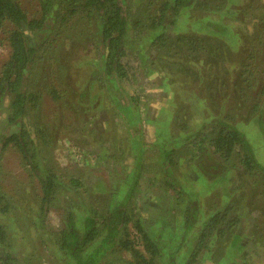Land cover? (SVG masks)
Returning a JSON list of instances; mask_svg holds the SVG:
<instances>
[{
    "label": "trees",
    "instance_id": "1",
    "mask_svg": "<svg viewBox=\"0 0 264 264\" xmlns=\"http://www.w3.org/2000/svg\"><path fill=\"white\" fill-rule=\"evenodd\" d=\"M216 2L217 0H162L158 3L155 0H148L147 9L142 16L130 17L123 0H36L33 12L24 8L21 0H0V45L7 50L6 57L0 65V264H32L30 258L35 252L29 250L22 254L17 250L21 248L22 238L25 237L19 235V218L24 219V223L28 225L25 230L26 236L31 240L38 237L40 242L41 251L36 254L33 264H44L41 259L42 252L49 255L50 264H108L110 259L107 257L113 253L120 255L118 259L121 262L125 260L123 253H127L129 258L125 260L126 264L216 263V260L210 257L205 256L199 260L197 257L201 252H209L215 241L235 234L241 209H238L237 213V208L232 206L214 208L200 222L198 232L193 235L192 249L184 259L178 258L183 246L180 243H175L174 250L164 255L161 237L159 239L160 235L152 230L153 222L160 214L157 213L156 218L154 211L144 221L136 216L132 204L138 172L141 170L139 163L127 165L126 171L130 168L129 177L132 179L125 181L123 189L115 180L103 192L101 191L102 194L99 191L93 194L91 203L84 205V202L79 201L78 206H72L65 198L63 204L54 209L58 195L62 198L63 196L80 198L86 188L80 177L67 175L65 170L55 163L52 151L47 147L53 138L50 137V130L54 129L53 127L57 128V123L62 120L59 128L68 132L71 123H66V120L69 121L73 116H77L75 120H79L86 112L88 89L96 85V74L99 71L103 70L100 74L105 75V79L110 78L118 83L119 79L125 77L126 65L122 61V55L125 54L128 30L131 26L146 30L145 37L150 38L151 45L157 50H162L164 56L171 58L179 54V51L186 54L189 60H184L190 63L193 60L195 63V67L184 66L186 71H195V74L192 73L193 78L197 81L203 80L205 77L195 60L199 61L200 56L203 60L206 59L210 49L206 46L208 41L184 33L171 39L166 32L165 18L169 16V9H172L170 13L174 12L175 16L177 12L194 5L210 12L211 9L218 10ZM259 7L261 8L259 14L255 12L249 14L254 28L242 48L244 56L239 64L238 79L235 82L239 89L235 90L234 86L236 88L237 85L232 84L234 92L232 107L237 105L244 108L245 111L239 116L242 123L251 119L249 122L253 121L257 130L263 133L264 15L260 14H263L264 3ZM227 10L240 20L247 16L245 8L242 11H236L234 7L233 10ZM74 20L90 23L91 32L95 34H91V38L99 40L98 44L103 45L100 67L93 64L95 68L89 70L88 75L87 73L84 75L85 80L82 63L79 65H72L71 61L65 63L63 48L66 44L59 43L63 29ZM207 20L210 19L206 18ZM213 27L218 32L217 24ZM210 61H206L207 64L215 62L214 58ZM151 66L153 67V63ZM155 67L159 71L162 70L158 66ZM229 69L231 71L230 63ZM224 76L221 69L214 74L213 79L217 81ZM215 83L211 82L207 91L204 89L207 102L211 105L217 102L221 104L215 113L212 114L213 111L207 104L206 118L199 123H194L191 119L180 121L178 118L179 122L175 125L178 133L172 135L171 139L167 137L166 140H160L163 136L162 124L165 122L164 110L158 114L157 118L160 121L158 129L161 133L157 135V139L154 137V141L159 140L161 143L162 153L158 162L162 183L165 188L175 191L176 196L184 193L183 185L176 181L171 166L175 164L172 155L177 150L176 146L187 144L192 155L190 160L202 161L205 158L212 162L207 169H203L202 164L198 166L195 162L204 178L212 179L215 176L209 174V169L222 170L228 163L235 165L236 160L242 171L260 176L264 194V162L260 160L255 147L247 139L245 127L234 124L235 119L231 115L229 118L233 123L229 122L227 115L222 117L225 111L222 105L228 98L225 93L228 83L221 82L220 85ZM119 89L120 97L126 102L125 106L138 112L139 99L129 96L121 85ZM182 92L186 101L192 102V98H187L186 91ZM92 100L93 98L90 99ZM199 107V103L190 106L191 115L198 114ZM119 110L124 111L126 108L119 107ZM136 111L134 113L138 116ZM119 115L122 116L121 113ZM73 138L70 137L69 140H74ZM139 151L142 156V150H138L137 155ZM7 152L15 157L14 162L20 168L17 174L21 178L25 176L35 182L29 192L30 198L24 193V187L19 179H16L17 174H11V169L4 166L3 159L8 155ZM96 158L98 160V157ZM23 200H27L24 205ZM196 201L189 199L185 205L184 222L181 224L184 233L197 222L200 213ZM58 204H61V201ZM234 209L235 214L232 213ZM51 210L56 212L58 219L56 227H51L46 222ZM259 213L261 220L253 223L247 236L238 238L235 245L233 244V249L245 247L248 241L259 240L260 234H264L262 220L264 210ZM17 237L21 238L19 242ZM184 239V235L179 238L180 241ZM171 241L174 244L172 239ZM232 261L234 264H254L252 258L245 257L243 253L235 255Z\"/></svg>",
    "mask_w": 264,
    "mask_h": 264
},
{
    "label": "rangeland",
    "instance_id": "2",
    "mask_svg": "<svg viewBox=\"0 0 264 264\" xmlns=\"http://www.w3.org/2000/svg\"><path fill=\"white\" fill-rule=\"evenodd\" d=\"M21 1L24 8L30 9L31 12L35 11L36 0ZM123 1L130 17L142 16L148 6V0ZM155 1L159 3L162 0ZM263 1L217 0L218 10L211 9L210 12L194 5L177 12L175 16H173L174 12L170 13L172 9H169V16H166L165 21L166 32L171 39L176 38L180 33H184L185 35H196L202 40L208 41L206 46L210 49L206 54V59L203 60L200 56L199 61L195 60V62H198L196 63L198 69H201L205 77L200 81L193 78L192 73L195 74V71H186L184 66H190L191 68V65H193L195 67V63L193 60L191 63L185 61L184 59L189 60V57L184 53L182 54L179 48H177L179 54L168 58L163 55L162 50H157L151 45L150 38L145 37L147 35L146 30L135 29L131 26L128 30L125 54L122 55V61L126 65V74L125 77L119 79V83L123 90L129 93V96L132 95L139 99L138 112L134 109L138 116L131 108L125 106L126 102L120 97L119 83L110 78L105 79V75L100 74L103 70L99 71L96 74V85L90 90L88 89L86 112L79 117V120H75L77 116L71 117L69 121L66 120V123H71L68 132L60 130L62 120L57 123V128L53 127L54 129L50 130V137L53 138L50 139L51 142L47 144V147L52 151L53 160L65 170L67 175L73 174L80 177L86 188V191L81 193L80 198L71 195V197L63 196L62 198L58 195L55 200L56 207L53 208L56 209L57 206H61L65 198L69 200L72 206H78L77 202L79 201L84 202V205L88 202L91 203L93 194L98 191L103 192L115 180L118 183L117 185L123 189L125 181L127 179L131 181L132 179V177H129L130 168L129 171H126L127 165H133L135 164L133 162H136L140 164L141 170L138 172L139 176L132 204L135 207L136 216L144 221L154 211H156V218L157 213L160 214L154 220L152 230L155 231V234L160 235L159 239L161 237L160 241H162L164 255L174 250L175 243H180L183 246L178 258L184 259L192 249L193 235L198 232L200 222L207 217L208 213L214 208L232 206L237 208V213L238 209H241L235 234L215 241L209 252L200 253L197 257L198 260L206 256L215 259V264H234L233 257L243 253L245 257L252 258L254 264H264L263 233L260 234L259 240L248 241L245 247L233 249V244L235 245L240 236H247L250 233L253 223L258 222L261 218L259 211L264 210V194L261 189L262 180L260 176L258 174L249 175L246 171H242L237 166L236 160H234L235 165L228 163L225 169H209V174L215 176L212 179L204 178L195 162L198 166L202 164L203 169H207L209 163L212 162L205 158L202 161L190 160L192 155L189 146L179 144L176 146V152L172 155L175 164L171 167L176 181L183 185L182 190L184 193L176 196L175 191L165 188L162 183L163 179L159 171L160 163L158 162L162 153L160 150L161 143H159V140L154 141V137L157 139V135L161 133L158 129L160 121L157 116L162 110L165 113V122L162 124L163 136L160 138L161 141L166 140L167 137L171 139L172 135L178 133L175 127L179 122L178 118L180 121L191 119L192 122L199 123L206 118L205 108L207 104H209V109L213 111L212 114L215 113L214 111L221 104L219 105V102H217V104L211 105L207 102L205 93L211 82H217L218 85L221 82H227L225 93H227L228 98L222 105L225 110L222 117L227 115L229 122L233 123V120L229 118L231 115L235 119L234 124L245 127L244 131L247 139L255 147L260 160L264 162V132L258 131L254 122H249L251 119L244 122L246 124L242 123L243 121L239 116L240 113L245 111L244 108L237 105L232 107V97H234L232 84H235L238 79L239 64L244 56L242 48L244 41L254 28L249 14L254 12L259 14L261 11L259 6L264 3ZM233 7L236 11H242L245 8L247 16L241 20L237 19L236 15L230 14L227 10H233ZM262 13L260 15H264V8H262ZM206 18L210 20L206 21ZM214 24H217L218 32L213 27ZM90 25V23L86 24L85 21L74 20L63 29L59 37V43L66 44L63 48V61L65 63L71 61L72 65L82 63L83 78L86 73L89 74V70L95 68V65L100 67V55L103 51V45L98 44L100 41L91 38L90 35L93 33ZM228 46L230 49H228ZM6 54V48L0 45V65ZM213 58L215 62L207 64L206 61L213 60ZM152 63L153 67L151 66ZM225 63L227 64L224 66ZM155 66L162 70H157ZM221 69L225 76L216 81L213 79L214 74ZM235 85L237 87L234 86V89L238 90V84ZM182 91H186L187 98H192V102L186 101ZM92 98L93 100L90 101ZM197 103L200 104L199 112L196 115H191L190 106ZM119 107H125L126 110L120 111ZM120 113L122 116L119 115ZM70 137H74V140H69ZM79 145L81 147H78ZM138 150H142V156H140V151L137 155ZM7 153L8 155L3 159L4 166L9 167L11 174L15 175L20 172V168L16 166L13 154ZM96 157H98V160H96ZM133 173L134 170L131 176H133ZM16 176L18 177L16 179H19L24 187V193L28 194L30 198L29 192H31L35 182L33 183L25 176L21 178L19 174ZM189 199L197 200L196 205L200 214L197 222H195L196 224L184 233L181 224L184 222L183 211ZM60 201L61 204H58ZM26 203L27 200H23V205ZM55 213L54 210H51L46 218L47 224L51 227L58 225ZM232 213L235 214V209ZM262 220L264 222L263 218ZM18 226L19 235H25V237L22 238L21 248L17 250L22 254L29 250L35 252L33 257L30 258L33 264L36 254L41 251L39 239L37 237L31 240L26 236L25 230L28 225L24 223V219H18ZM183 235L185 239L180 241L179 238ZM20 239V237H17V242ZM42 253L41 259H43L44 264H50V261H48L49 255ZM126 254L123 253L125 260L129 258ZM119 256L118 253L108 255L107 258L110 259L108 264H126L124 259L123 262L118 259Z\"/></svg>",
    "mask_w": 264,
    "mask_h": 264
}]
</instances>
